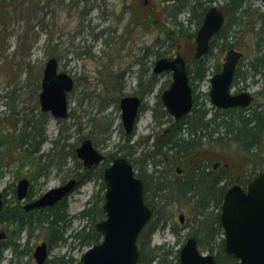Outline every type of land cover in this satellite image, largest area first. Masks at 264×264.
<instances>
[{
	"label": "rangeland",
	"instance_id": "rangeland-1",
	"mask_svg": "<svg viewBox=\"0 0 264 264\" xmlns=\"http://www.w3.org/2000/svg\"><path fill=\"white\" fill-rule=\"evenodd\" d=\"M207 2L0 0V191L4 209L24 211V205L32 199L79 176L84 167L75 150L86 139H91L109 161L121 156L133 161L148 150L154 137L169 129L165 122L168 117H161L165 107L157 103L172 83V74L155 75V63L160 58L182 56L190 68L194 67L197 21L212 6L223 10L226 20L222 35L215 39V46L202 61L209 68L207 77L203 81L194 79L192 83L199 104L210 107L208 77L216 69L222 71L227 52L234 48L244 52L239 73L246 78L242 77L239 86L250 82L247 85L252 92L263 91L252 108L262 106L264 109V24L259 20L260 13L264 14V2L248 0L249 20L239 19L237 15L230 18L227 0ZM230 42L233 47H229ZM52 57L58 59L60 70L75 80V88L68 95V117L63 120L44 113L39 101L44 68ZM254 66L260 73L255 72ZM129 95L143 96L145 105L130 140L122 125L120 108V100ZM201 105L196 106L201 108ZM22 118L25 124L33 123V134L29 126L24 127ZM22 132H26L23 140ZM170 153L174 156L169 159L168 156L153 159H161V164L169 168L167 173L170 174L164 176L172 175L174 186L161 199L158 214L151 221L158 224L151 245L166 243L174 252L169 258L175 260V254H179L189 237L199 239L200 235L204 242L212 224L210 218L201 227L195 210L198 208L196 198L179 194L177 183L192 181L190 172L201 165L202 159L207 161L209 171L214 169L226 174L227 188L239 182L245 186L250 174L264 171L261 159L264 143L254 157L229 140L222 145L208 142L203 149L191 153L176 150ZM136 170L140 172L137 165ZM92 175L94 178H81L80 185L67 198L64 206L69 218L62 226L67 243L50 244L49 261L79 264L89 249L90 245L71 236L85 226L86 231H90L101 220L96 214V218L79 217L84 210L103 208L106 186L102 185L98 170ZM24 178L30 182V197L20 201L17 188ZM54 208L63 209L62 206ZM220 208H210L215 218L220 215ZM181 214L183 223L179 219ZM1 231L7 233L5 244L11 248H1L0 264H7L6 260L12 255L14 264H36L33 257L36 246L42 241L50 243L47 229L38 224L20 229L17 224L4 223L0 225ZM214 237V254L225 253L224 246L220 248L224 243L223 229H218ZM201 252L209 251L201 247Z\"/></svg>",
	"mask_w": 264,
	"mask_h": 264
},
{
	"label": "water",
	"instance_id": "water-1",
	"mask_svg": "<svg viewBox=\"0 0 264 264\" xmlns=\"http://www.w3.org/2000/svg\"><path fill=\"white\" fill-rule=\"evenodd\" d=\"M264 1V0H262ZM225 21L224 14L216 7L206 13L202 26L196 35L195 58L200 59L210 51V40L217 34ZM243 53L230 50L226 56L223 70L211 79V102L218 108L247 107L254 98L249 92L231 94L230 89L236 67ZM173 73V82L162 95L167 111L180 120L193 108V90L190 85L186 62L182 57L167 58L156 62L154 72ZM74 79L66 72L59 71L56 58L47 61L40 93L43 112H51L58 119L68 117V93L74 88ZM141 99L127 96L121 100L122 122L127 134L133 133L137 124ZM78 158L87 169L103 161L100 153L90 139L83 141L76 149ZM180 172V170H179ZM106 183L103 210L106 218L96 224L102 234L100 243L87 250L82 264H139V236L153 216V211L144 200V182L136 174L130 161L121 157L105 169ZM76 180L51 189L40 198L25 205V210L53 207L65 198L76 186ZM29 181L23 179L18 184L17 195L24 200L28 195ZM0 192V212L3 198ZM184 222V215L179 216ZM221 223L225 233V252L237 258L240 264H264V171L260 172L244 190L236 184L228 189L221 210ZM6 238L0 232V241ZM36 264H45L49 258L46 241L37 245L33 254ZM180 264H217L213 254L202 253L196 237H190L180 251Z\"/></svg>",
	"mask_w": 264,
	"mask_h": 264
},
{
	"label": "trees",
	"instance_id": "trees-1",
	"mask_svg": "<svg viewBox=\"0 0 264 264\" xmlns=\"http://www.w3.org/2000/svg\"><path fill=\"white\" fill-rule=\"evenodd\" d=\"M211 1L212 0H208V2ZM227 2V11L230 18H233V15H237V18L239 19L249 20L250 13L246 8L248 0H227ZM259 20L262 24H264L263 13H260ZM226 41L229 43L228 37H226ZM229 45V47L233 46L231 42ZM214 46L215 41L212 43V48ZM193 64H195V66L189 69V73L191 74L193 80L203 81L209 70L206 63L194 60ZM253 68L257 73V66H254ZM243 77L244 79L246 78L245 76ZM158 105L162 106V102L159 101L157 103V106ZM196 105H201L198 103L197 98L192 113L178 122L173 120L171 116L162 109L161 117H168L165 122L168 123L169 129H165L164 133H158L157 136H155L156 138L154 137V141L152 145H150V148L142 151L136 159H133L135 168L137 165L140 170L138 176L141 177L145 183V201L148 206L153 209L154 215L158 214L161 199L163 200L164 195L173 189V186L170 187L165 185L163 177H161L163 167L161 164L162 160L158 159L157 161H154V158H167L168 156L167 159H169V157L174 156L170 153L173 150L185 153L201 150L203 149L204 144H206L205 136L208 131H210L211 135L207 142H215L217 145H222L227 140L235 142L240 146L245 154L251 155V157L256 155V152L264 143V110L252 108L250 110L247 109V111L245 110L244 112L233 111L229 114H224L220 111L213 112L212 109L206 108L205 104L201 105V108H198ZM144 109L145 106L143 105V110ZM209 114H212V116H209ZM156 118L158 117L156 116ZM24 121L25 118H22V124H25ZM6 123H8V121H6ZM27 126L31 128L30 134H33V123H27L24 125V127ZM215 133H218V136H216ZM4 134L7 135L6 132ZM21 134L23 140V137L26 136V132H22ZM19 136L21 137V135ZM131 138L132 136H129L128 140ZM24 141H26V139ZM28 142H30V140H28ZM248 159L254 161L252 158ZM261 159L264 161V157ZM190 173L193 174V178L195 177L197 179L195 180L194 178L192 181L194 184L197 183L196 186L187 188L185 186V182L180 183L177 186V191L179 194L184 196H188V194H190L189 198H196L195 202H197L198 208H195V210L198 219L201 220V227L204 226L206 221H210V218L212 219V224L209 228L207 224L208 231L206 237V239H210L211 241L209 240L208 243L205 244L204 242H206V239L203 242L201 236L199 235V245L200 247H205L209 252L215 253V249L212 246V244L215 243L214 234H217L218 229L221 230L222 226L219 214L216 215L215 218L214 212L211 211L210 208L215 206L219 208L222 204L227 190L225 185V180H227L226 174L224 172L217 173L216 171H214L213 174L205 173L200 170V165ZM256 174V172L250 174V180ZM79 177L80 179L83 178V174H79ZM100 177L102 179V173ZM91 178L94 177L92 176ZM103 186H105L104 183ZM213 200L215 201L214 203ZM64 204L65 201H62L56 206H62V210H58V208H49L44 210H35L29 213H24L22 210L13 211L4 209L0 213V225L4 223L9 225L17 224L20 229H29L33 227V224H38L47 229L50 244H66L67 238L65 239L64 237L65 233L62 226L65 222H67L69 215L67 213V207L64 206ZM94 214L99 215L102 219L104 217L103 208L99 206L84 210L79 214V217L81 219H88L90 216H92L91 218H93V216L96 218ZM35 215H37L36 218H34ZM163 225H165V222ZM86 228L87 226L83 227L81 231L72 235L71 238L79 239L85 245L90 246L99 243L102 235L96 231L94 226L91 227L90 231H86ZM157 228L158 224L155 225L153 220V222L150 221V223L142 231L139 239L141 252L139 264H180L178 252L175 254V260L169 258V256L174 254V252L167 244L151 245L152 235ZM146 235L148 237L145 239ZM3 246L5 248H11L10 245L5 244V241L0 242V258L3 256V252L1 251ZM220 248L223 249V243L220 245ZM15 251H17L16 248ZM216 257L218 264H239V261L236 258L229 256L226 253H222V251ZM13 262L14 258L12 257L11 259H8L7 264H14ZM46 264H68V262L48 260Z\"/></svg>",
	"mask_w": 264,
	"mask_h": 264
},
{
	"label": "flooded vegetation",
	"instance_id": "flooded-vegetation-1",
	"mask_svg": "<svg viewBox=\"0 0 264 264\" xmlns=\"http://www.w3.org/2000/svg\"><path fill=\"white\" fill-rule=\"evenodd\" d=\"M208 1V0H207ZM213 1H216V0H212L211 2H213ZM208 3V2H207ZM207 12V11H206ZM206 12H205V14H204V17H205V15H206ZM195 15V13L193 12V16ZM193 16H192V18H193ZM201 16H202V14H201ZM201 16L199 17V19H198V21H197V25L199 24V22H200V20H201ZM204 17L202 18V22H201V24L203 23V20H204ZM192 18H191V20H192ZM201 24H200V26H201ZM216 38H218V36L217 37H215V38H213L212 39V41H211V45H212V43H213V41H215V39ZM195 50H196V45H195ZM207 56V55H206ZM206 56H204V58L206 57ZM240 63V62H239ZM238 63V66H237V69H236V72H235V77H234V80H233V87H232V93L234 94V95H236V94H240V93H242V92H249V93H251V95L253 96V98H254V100H253V102H252V104H250L249 106H247V107H233V108H228V109H221V108H217L216 106H213V104L210 102V99H209V104H210V107H207L206 106V104H205V106H206V108H209V109H212L213 110V112H217V111H220V112H222V113H224V114H229V113H231V112H233V111H235V112H244L245 110L247 111V109H252V105H253V103L255 102V100H256V97L257 96H260V95H262V92L263 91H259L258 93H254V92H252L251 90H250V87H249V85H247V84H250V82L249 83H246L245 85H243L242 87L241 86H239V81L240 80H242V76L240 75V73H239V68H240V64ZM187 67L190 69V67H189V65L187 64ZM188 69V70H189ZM189 77H191V75L189 76ZM243 81V80H242ZM190 84H191V87H192V90H193V98H194V104H193V108H192V111H193V109H194V107H195V102H196V98L198 99V103H199V96L198 95H196L195 94V91H194V88H193V86H192V83H193V80H192V77L190 78ZM138 85H140V82H139V84ZM238 86V88H237V86ZM247 85V86H246ZM209 94V96H210V92L208 93ZM136 96H138L141 100H142V105H143V102H144V98H143V96H139V95H136ZM202 105H204V103L202 104ZM215 110V111H214ZM259 110H264L263 109V107L262 106H260L259 107ZM212 112V113H213ZM210 116H212V114H209ZM186 117V116H185ZM183 119V118H182ZM181 120V119H180ZM179 120V121H180ZM176 122H178L177 120H175ZM174 125V124H173ZM210 135H211V133H210V131H208L207 133H206V136H205V139H206V143H208L207 141H208V138L210 137ZM215 135L216 136H218V133H215ZM205 139H204V141H205ZM210 142V141H209ZM106 156V155H105ZM109 160L107 159V157H105V161L103 162V163H101V164H99V165H95L94 167H92L90 170H86V172L84 173V175L83 176H88V175H92V174H94L95 173V171L96 170H98L100 173H102L103 174V171H104V169L109 165ZM173 165H172V163H171V167H172ZM208 163H207V161L206 160H202L201 159V165H200V170L201 171H204L205 173H210V174H213V172H214V169L212 170V171H209V169H208ZM218 169V168H217ZM216 169V170H217ZM169 170V168L167 169L166 167H162V176L161 177H163V180H164V182H165V185H167V186H174L173 185V181H174V178L172 177V175H170L169 177L166 175V176H164L165 174H167V171ZM171 170V169H170ZM171 171H173V170H171ZM168 174H170L169 172H168ZM74 178V177H73ZM195 178V177H194ZM193 177H192V181H193V179H194ZM75 179H77V187L80 185V182H81V180L79 179V178H76L75 177ZM195 180H197L196 178H195ZM192 181H187V182H185V186L187 187V188H190V187H195L196 186V184L197 183H192ZM240 183V182H239ZM180 184V182L179 183H177V185L176 186H178ZM241 184V183H240ZM249 184V183H248ZM248 184H246L245 186H242L244 189L245 188H247V185ZM76 187V188H77ZM76 188H75V190H76ZM230 188V187H229ZM229 188H227V191H228V189ZM74 190V191H75ZM226 191V192H227ZM226 194V193H225ZM28 197H30L29 196V191H28ZM27 197V198H28ZM36 199V198H35ZM34 199H32L31 201H33ZM63 201H66V199L65 200H63ZM59 205V204H58ZM31 212V211H30ZM29 213V212H28Z\"/></svg>",
	"mask_w": 264,
	"mask_h": 264
}]
</instances>
